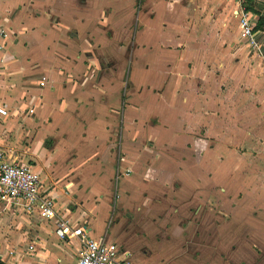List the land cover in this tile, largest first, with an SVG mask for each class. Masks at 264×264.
I'll use <instances>...</instances> for the list:
<instances>
[{
	"label": "crops",
	"instance_id": "0c3cea01",
	"mask_svg": "<svg viewBox=\"0 0 264 264\" xmlns=\"http://www.w3.org/2000/svg\"><path fill=\"white\" fill-rule=\"evenodd\" d=\"M139 2L128 12L123 0H0V149L33 161L59 216L116 243L128 264H264V168L256 185L233 172L227 109L231 86L255 84L247 52L218 44L232 36L221 14L201 19L169 0H146L143 13ZM248 7L264 18V0ZM123 11L145 25L129 50ZM31 220L19 223L21 254L0 250L1 264H76L54 220Z\"/></svg>",
	"mask_w": 264,
	"mask_h": 264
},
{
	"label": "rangeland",
	"instance_id": "374dc122",
	"mask_svg": "<svg viewBox=\"0 0 264 264\" xmlns=\"http://www.w3.org/2000/svg\"><path fill=\"white\" fill-rule=\"evenodd\" d=\"M140 0L139 2V10L143 13H147L146 9V0ZM178 5L181 8V4L185 5L188 9L196 8L201 10L202 16L201 19L208 18L210 13L214 16H224L223 23L225 24V28L230 31L232 36H222L218 35V44H229L231 46L235 44L236 47H244L247 52V58L250 64V77L251 80H254L255 84L253 85H238L234 84L231 86L232 88V101L227 99V109L228 111H233V117H228L229 121L231 119L234 122V127H230L232 129V137L233 140V162L235 164L234 173L243 172L244 175L242 177L244 179H250L251 184L258 182L259 179V168H264V163L261 164V159L264 157V133L262 129L264 128V95L258 97L256 93L261 89L264 92V35L260 37V49L259 51L248 48L243 40L239 38L238 34V21L237 17L232 14L233 6L232 0H169ZM130 2V3H129ZM142 3V4H140ZM199 3L202 5L200 6ZM131 0H123L122 7L123 9H127L129 12ZM167 8L171 9L172 5H166ZM184 6V7H185ZM135 7V5H134ZM174 7V6H173ZM121 20L118 21V29L121 30V47L125 50H129L133 44V36L135 32L141 33L144 31L145 25L144 21H140L139 24L136 23L135 17H133L130 13L126 16L124 15V11L122 12ZM136 15V13H135ZM211 15V16H212ZM209 16V17H211ZM106 31V34H111V30L109 27H103ZM143 34V33H142ZM130 40V41H129ZM124 57L127 59L129 64V51L125 52ZM127 64V63H126ZM127 66V65H126ZM128 68V67H127ZM127 68L125 69V74L123 77V106L125 104V98L129 95L128 83H126V78L128 76ZM234 73H237L236 70ZM262 81V83H261ZM261 83L259 85L258 83ZM223 87V86H221ZM138 92L141 91V86L137 89ZM221 95L225 93V89H223ZM250 92V93H247ZM220 94V93H219ZM247 94V97H245ZM245 97V98H244ZM232 106V107H231ZM230 114V113H229ZM225 122H223L224 124ZM27 126V125H25ZM32 126L28 125L27 128ZM25 131V127L23 128ZM221 129V126L219 127ZM22 130V131H24ZM21 132V131H20ZM27 132V131H26ZM250 132V135L246 137V141L244 140L245 134ZM224 133H219L218 140L221 142L225 140ZM24 135H26L24 133ZM22 135V136H24ZM28 137H23L19 141L20 146L29 145ZM48 140V139H46ZM43 142L44 146H49V143ZM250 140V144H246V142ZM33 141V139H32ZM32 144V143H31ZM35 143L32 144V149L34 148ZM20 153H22V149H20ZM224 152V150H222ZM19 153V154H20ZM28 161L30 166L35 165L33 161L25 159ZM242 183V182H241ZM23 219H26V225H31L30 220L27 219L26 216L19 214L15 209H6L2 204H0V250L4 253L8 252L9 260L13 258L14 253H11V250H14L16 253L22 252L23 246L18 244L19 238L16 236L17 231L20 230L19 223ZM29 220V221H28ZM36 223H39V220L33 219ZM32 221V220H31ZM25 222V221H24ZM21 226V225H20ZM22 227V226H21ZM27 228V227H25ZM20 234V233H19ZM18 234V236H19ZM21 250H19V249ZM7 261V260H6Z\"/></svg>",
	"mask_w": 264,
	"mask_h": 264
},
{
	"label": "built area",
	"instance_id": "2783aa9c",
	"mask_svg": "<svg viewBox=\"0 0 264 264\" xmlns=\"http://www.w3.org/2000/svg\"><path fill=\"white\" fill-rule=\"evenodd\" d=\"M234 15L237 17L240 37L251 49L259 51L260 45L255 38L257 20L248 11V0H233ZM43 82H39L42 86ZM41 97L33 100L25 108L27 115L34 114L36 103ZM0 116L6 118L8 111L0 106ZM39 174L28 164L12 159L0 149V204L6 209H17L29 219L39 221L54 220V235L68 244H76L74 251L76 264H128V253L121 250L114 242L96 239L81 226L69 219L60 217L55 197L41 191ZM117 196L114 201L117 202ZM33 246H28L32 251Z\"/></svg>",
	"mask_w": 264,
	"mask_h": 264
},
{
	"label": "trees",
	"instance_id": "16d2710c",
	"mask_svg": "<svg viewBox=\"0 0 264 264\" xmlns=\"http://www.w3.org/2000/svg\"><path fill=\"white\" fill-rule=\"evenodd\" d=\"M252 10L251 8L248 7V11ZM264 31V18L260 17L258 18L254 31ZM1 264V263H0Z\"/></svg>",
	"mask_w": 264,
	"mask_h": 264
}]
</instances>
